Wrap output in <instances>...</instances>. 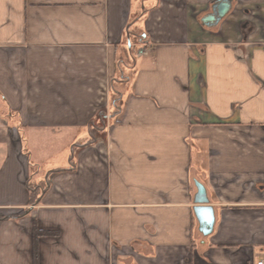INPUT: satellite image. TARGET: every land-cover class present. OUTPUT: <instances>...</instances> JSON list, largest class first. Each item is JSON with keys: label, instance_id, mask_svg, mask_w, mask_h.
Returning <instances> with one entry per match:
<instances>
[{"label": "crops", "instance_id": "0c3cea01", "mask_svg": "<svg viewBox=\"0 0 264 264\" xmlns=\"http://www.w3.org/2000/svg\"><path fill=\"white\" fill-rule=\"evenodd\" d=\"M216 1L0 0V264L264 256V0Z\"/></svg>", "mask_w": 264, "mask_h": 264}, {"label": "water", "instance_id": "95a60500", "mask_svg": "<svg viewBox=\"0 0 264 264\" xmlns=\"http://www.w3.org/2000/svg\"><path fill=\"white\" fill-rule=\"evenodd\" d=\"M232 7V0H217L213 4L212 12L202 18L203 23L207 26L218 25L231 11ZM197 187L198 194L196 201L201 205L195 207V212L201 225V231L208 234L212 231L215 222L214 209L212 206L206 205L209 199L204 185L198 182Z\"/></svg>", "mask_w": 264, "mask_h": 264}, {"label": "trees", "instance_id": "16d2710c", "mask_svg": "<svg viewBox=\"0 0 264 264\" xmlns=\"http://www.w3.org/2000/svg\"><path fill=\"white\" fill-rule=\"evenodd\" d=\"M113 95L115 97V99H114L115 100V103H114L115 112H118V110L120 109V106H121L120 103H118V101L121 100V98H120L121 95H120L119 92H116V91L113 92ZM105 117H106V112L105 111H101L99 113V119H98V121L100 120V122H101L100 126H102L105 123ZM28 188H29V191L31 193L30 202H31V204H36V202L38 201V198H39V195H38L39 190H40L39 189V185L29 182L28 183ZM38 236H39V231L36 230L35 231V238H37ZM37 259H38V255H37V252L35 251V264H38Z\"/></svg>", "mask_w": 264, "mask_h": 264}, {"label": "built area", "instance_id": "2783aa9c", "mask_svg": "<svg viewBox=\"0 0 264 264\" xmlns=\"http://www.w3.org/2000/svg\"><path fill=\"white\" fill-rule=\"evenodd\" d=\"M155 51H156V47L154 45H151L150 47L147 48V52L149 55H153ZM256 264H264V256L258 259Z\"/></svg>", "mask_w": 264, "mask_h": 264}]
</instances>
